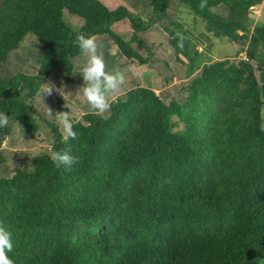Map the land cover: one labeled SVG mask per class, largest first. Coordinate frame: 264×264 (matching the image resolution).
Here are the masks:
<instances>
[{"label": "trees", "instance_id": "1", "mask_svg": "<svg viewBox=\"0 0 264 264\" xmlns=\"http://www.w3.org/2000/svg\"><path fill=\"white\" fill-rule=\"evenodd\" d=\"M170 1L148 0L142 15L102 0H0V64L28 32L41 60L37 73L0 75V112L36 131L26 97L54 68L72 78L78 34L100 36L105 54L111 40L133 64L148 62L137 31L165 17ZM176 1L245 55L197 69L196 53L181 100L136 84L107 118L86 110L73 119L75 140L64 142L49 122L50 150L32 157L33 170L0 174V224L12 233L14 264H264V22L250 25V6L262 0H206L203 9L202 0ZM64 9L82 17L79 28ZM125 17L127 39L111 27ZM169 20L174 42L182 23ZM9 131L0 128V142ZM60 150L81 162L56 168L50 152Z\"/></svg>", "mask_w": 264, "mask_h": 264}, {"label": "rangeland", "instance_id": "2", "mask_svg": "<svg viewBox=\"0 0 264 264\" xmlns=\"http://www.w3.org/2000/svg\"><path fill=\"white\" fill-rule=\"evenodd\" d=\"M110 7H115L119 4L125 5L133 12L145 14L148 7V0H102ZM217 11H224L222 5L214 7ZM251 20L250 25L264 22V0L259 4L250 6ZM166 16L156 20L152 25L142 31H137L138 38L145 42L149 48L150 54L142 44L132 42L143 54L148 55V62L142 64H133L128 58L117 52L115 44L109 41L107 46V54L104 53V59L107 64V70L111 71L114 67L119 68L125 74V86L121 95L130 87L136 84H149L155 87L158 92L160 88L170 91L173 97L181 100L183 90L181 86L187 81L188 76L185 75V70L190 62V56L197 55V69L204 62H210L214 59L235 56H244L245 51L242 50L239 55L236 51L239 49V44L232 41L226 36H216L212 31L205 26V21L199 16L194 15L193 11L183 3H177L176 0L170 1L166 7ZM63 17L66 22L73 28L77 29L82 23V17L63 10ZM169 18H173L182 23V28L176 30L179 34L177 40L172 42L171 36L165 29V25L173 27ZM111 27L124 38H130L133 31L128 18H122L114 21ZM183 27L189 33L183 31ZM103 35V34H99ZM180 37H183V47H178ZM198 37V38H197ZM97 39L100 36H96ZM198 39V41H196ZM40 42L37 37L31 33H26L20 44L13 49L6 60L0 64V75L8 76L18 72L27 74L37 73L41 60L39 58ZM83 62V57L77 56L74 58V69L72 78L67 79L64 73L59 68H54L50 74L44 75L40 87L36 94L29 98L26 97L28 105L38 124L36 131H29L23 127L17 120L11 117L9 125L10 131L5 134L0 142V154L3 159L0 162V174L10 175L15 168H28L32 166V157L38 153L49 151L51 145V131L49 122H55L54 119L46 117V105L53 112L70 111L65 108V100L63 96L54 92L51 96L40 95L42 84H54L57 88L63 87L67 93H72L71 101L75 98V93L78 87L83 85V79L78 74L79 67ZM254 65L257 61H252ZM112 66L114 67H111ZM264 68V64H263ZM256 74L259 70L255 69ZM60 101V102H58ZM80 106V111L73 115V119L81 117L83 111L90 110L88 106L80 100L76 101ZM46 104V105H45ZM264 108V104L262 106ZM9 116V115H8ZM10 117V116H9Z\"/></svg>", "mask_w": 264, "mask_h": 264}, {"label": "clouds", "instance_id": "3", "mask_svg": "<svg viewBox=\"0 0 264 264\" xmlns=\"http://www.w3.org/2000/svg\"><path fill=\"white\" fill-rule=\"evenodd\" d=\"M199 7L201 9L206 7V0H202ZM73 43L74 46L78 47L80 56L83 57L78 72L83 79V85L78 87L75 98L70 101L68 97H72L73 94L65 92L63 87L57 88L54 84H42L40 92L42 100L45 95L51 96L54 92L60 94L65 100L64 107L70 109V111L54 113L45 104V115L49 119H54L64 142L77 138V132L74 131L73 125V115L80 111V106L76 103L77 100L86 104L95 115L107 118V114H110L111 111L112 102L122 94L125 86L123 71L119 68L107 70L103 51L104 45L102 42H98L95 36L78 34ZM178 47H183V37H180ZM260 112L261 119L264 120V108H261ZM10 123L11 117L0 112V128L9 127ZM261 128L264 130V123H262ZM50 160L56 168L71 167L81 162L79 157H74L64 150L51 151ZM28 170L32 171L33 169L28 167ZM13 248L12 233L0 224V264H14L13 259L8 256Z\"/></svg>", "mask_w": 264, "mask_h": 264}, {"label": "water", "instance_id": "4", "mask_svg": "<svg viewBox=\"0 0 264 264\" xmlns=\"http://www.w3.org/2000/svg\"><path fill=\"white\" fill-rule=\"evenodd\" d=\"M198 38V37H197Z\"/></svg>", "mask_w": 264, "mask_h": 264}]
</instances>
